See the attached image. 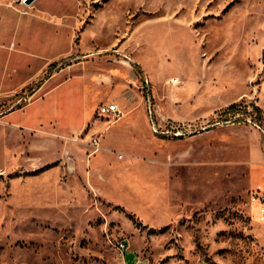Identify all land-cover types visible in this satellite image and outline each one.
I'll return each mask as SVG.
<instances>
[{"label":"rangeland","instance_id":"1","mask_svg":"<svg viewBox=\"0 0 264 264\" xmlns=\"http://www.w3.org/2000/svg\"><path fill=\"white\" fill-rule=\"evenodd\" d=\"M80 1L93 119L2 177L0 263L264 264V0Z\"/></svg>","mask_w":264,"mask_h":264},{"label":"crops","instance_id":"2","mask_svg":"<svg viewBox=\"0 0 264 264\" xmlns=\"http://www.w3.org/2000/svg\"><path fill=\"white\" fill-rule=\"evenodd\" d=\"M81 12L80 0H0V236L2 177L93 119L100 77L73 57Z\"/></svg>","mask_w":264,"mask_h":264},{"label":"built area","instance_id":"3","mask_svg":"<svg viewBox=\"0 0 264 264\" xmlns=\"http://www.w3.org/2000/svg\"><path fill=\"white\" fill-rule=\"evenodd\" d=\"M177 82H179L178 79H173L171 83L176 84ZM100 113L102 115H113L115 117H120L121 116V110L119 109V106L116 103H108L105 105H102L100 107ZM152 109H149V115H150V121L154 124L155 126V122L152 118ZM157 132V129H156ZM258 202L261 205V211L263 213L262 215V219L264 220V194H262L259 199ZM128 250V244L125 241H122L119 243V251L121 252L122 255H124Z\"/></svg>","mask_w":264,"mask_h":264},{"label":"water","instance_id":"4","mask_svg":"<svg viewBox=\"0 0 264 264\" xmlns=\"http://www.w3.org/2000/svg\"><path fill=\"white\" fill-rule=\"evenodd\" d=\"M35 0H24V4L27 6H30L34 3ZM135 255L133 253H130L127 255V261L129 264H132V260L134 259Z\"/></svg>","mask_w":264,"mask_h":264},{"label":"bare ground","instance_id":"5","mask_svg":"<svg viewBox=\"0 0 264 264\" xmlns=\"http://www.w3.org/2000/svg\"><path fill=\"white\" fill-rule=\"evenodd\" d=\"M124 65H127L126 63H124ZM259 190H261L260 188H258Z\"/></svg>","mask_w":264,"mask_h":264},{"label":"trees","instance_id":"6","mask_svg":"<svg viewBox=\"0 0 264 264\" xmlns=\"http://www.w3.org/2000/svg\"><path fill=\"white\" fill-rule=\"evenodd\" d=\"M234 107L232 106V108L231 109H233Z\"/></svg>","mask_w":264,"mask_h":264}]
</instances>
